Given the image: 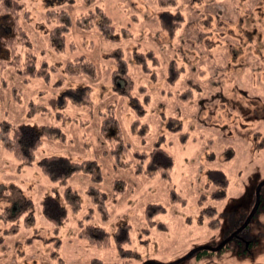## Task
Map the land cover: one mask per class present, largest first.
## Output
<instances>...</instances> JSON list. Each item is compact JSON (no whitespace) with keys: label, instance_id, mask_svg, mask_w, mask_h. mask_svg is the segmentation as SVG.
I'll list each match as a JSON object with an SVG mask.
<instances>
[{"label":"rangeland","instance_id":"374dc122","mask_svg":"<svg viewBox=\"0 0 264 264\" xmlns=\"http://www.w3.org/2000/svg\"><path fill=\"white\" fill-rule=\"evenodd\" d=\"M17 1L18 13L0 24L25 27L32 46L19 53L33 52L38 65L46 61L50 77L25 79L6 68L0 126L34 133L55 125L65 139L44 140L31 165L0 142V214L7 211L0 219V264L264 262V0ZM62 11L70 25L59 42L51 30L66 23ZM82 55L96 65V78L65 69ZM110 106L127 145L125 167L116 165L101 132ZM109 134L119 142L115 130ZM158 142L173 157L170 175L136 173L134 152ZM50 155L95 161L102 179L94 182L82 171L54 183L38 165ZM67 186L78 191L82 206L76 213L67 206V220L56 225L44 217L42 200L61 197ZM90 186L106 192L107 219L98 212L86 218L94 207ZM258 189L248 237L216 250L250 215ZM80 220L107 230L109 245L81 237ZM120 227L129 234L122 247L133 254L119 248ZM199 247L209 252L178 262Z\"/></svg>","mask_w":264,"mask_h":264},{"label":"trees","instance_id":"16d2710c","mask_svg":"<svg viewBox=\"0 0 264 264\" xmlns=\"http://www.w3.org/2000/svg\"><path fill=\"white\" fill-rule=\"evenodd\" d=\"M20 4L17 0H0V18L3 19L6 16L16 15L19 11ZM103 15L104 22L109 28L113 29L111 20L103 10L99 9ZM61 15L65 16V24L54 27L51 31V37L57 41L64 40L67 31H69L70 18L66 11H62ZM84 17V16H82ZM90 17V16H89ZM86 21L81 23L88 26ZM30 48L32 41L23 25L16 22L11 28L7 26L2 20L0 24V80H4L3 71L11 67L14 71L25 79L29 78H43L49 79L50 66L46 61L40 65L37 64V59L33 52L29 50L25 55L19 53L21 46ZM7 52V53H6ZM120 62L123 63V67L126 66V61L119 56ZM65 69L71 72L73 75H89L92 78H96V65L88 60L85 56L76 58L74 62H68ZM124 77L127 76V71H124ZM128 87H131L132 81L128 77ZM140 123L139 120L134 121V125ZM142 131L147 129L145 124H141ZM115 130L116 138L119 142L113 143L114 138L109 134L110 131ZM101 132L111 142V154L115 160L117 166L125 167L129 162L123 161L122 151L127 148V145L121 139V131L119 128V120L116 116L115 106L108 107L105 118L102 123ZM64 140L65 133L62 129L55 125H45L39 132L30 133L22 126H14L8 122H3L0 126V142L4 145L6 150L10 152L22 165H31L35 152L44 140ZM137 157V161L134 164V171L136 173H145L148 176H154L161 174L164 177H168L174 165L173 157L168 151L160 145V142L151 150H142L134 152ZM40 171L48 177L54 183L64 184L75 173L88 172L91 174L94 182H99L102 179L101 169L96 167L95 161L84 160L82 162H73L65 157L58 155H50L41 158L38 161ZM224 187L227 185V181L223 182ZM88 193L91 198V202L94 207H91L89 212L85 214L86 218L91 219L94 217L95 212L101 214L105 219L109 217L107 209V194L96 186H90ZM217 193L214 194L216 196ZM73 212H78L82 206L81 196L77 190L71 186L64 188L61 197L59 194H47L42 200V213L49 221L54 222L56 225H60L68 218V208ZM161 209L164 210L163 207ZM209 209H215L210 207ZM208 209V210H209ZM7 211H3L0 214V219L5 218ZM85 221L80 220L79 223V235L86 239L90 244L97 246H107L111 241L110 233L95 224L85 225ZM151 223H155L151 221ZM163 226L162 223H158ZM242 226V225H241ZM240 226V227H241ZM248 226L243 229L235 238L248 237ZM115 238L119 241V248L125 253H131L132 251L123 249L122 244L125 241H129V234L126 228L120 227L116 233ZM252 243V242H251ZM225 246L218 250H224ZM209 249V248H208ZM207 248L196 251L198 253L209 252ZM195 253V252H194ZM253 264H264V262H257Z\"/></svg>","mask_w":264,"mask_h":264},{"label":"water","instance_id":"95a60500","mask_svg":"<svg viewBox=\"0 0 264 264\" xmlns=\"http://www.w3.org/2000/svg\"><path fill=\"white\" fill-rule=\"evenodd\" d=\"M263 185V184H262ZM261 185V186H262ZM260 186V187H261ZM260 189V188H259ZM259 189L257 190V202H256V205L254 207V209L252 210L251 214L248 216L247 220L244 222V224L236 231L234 232L230 237H228L222 244H220L217 248H215L216 250L222 248L226 243H228L235 235H237L240 231H242L246 226H248L251 218L253 217V215L255 214L257 208H258V205H259ZM206 247H199L197 248L196 250L190 252L186 257H184L183 259L179 260L178 262L184 260L185 258L189 257L190 255H192L194 252L196 251H199V250H202ZM208 249V248H207ZM177 263V262H176Z\"/></svg>","mask_w":264,"mask_h":264},{"label":"flooded vegetation","instance_id":"af4514ba","mask_svg":"<svg viewBox=\"0 0 264 264\" xmlns=\"http://www.w3.org/2000/svg\"><path fill=\"white\" fill-rule=\"evenodd\" d=\"M211 177H212V176H211ZM250 214H251V213H250ZM247 218H248V217H247ZM246 220H247V219H246ZM246 220H245V221H246ZM243 224H244V223H243ZM243 224H242V225H243ZM246 227H247V226H246ZM246 227H245V228H246ZM245 228H244V229H245ZM240 232H241V231H240ZM240 232H239V233H240ZM239 233H238V234H239ZM238 234H237V235H238ZM237 235H235V236H237ZM235 236H234V237H235ZM229 237H230V236H229ZM234 237H233V238H234ZM233 238H232V239H233ZM232 239H231V240H232ZM231 240H230V241H231ZM224 241H225V240H224ZM228 243H229V242H228ZM228 243H226V244H228ZM226 244H225V245H226ZM225 245H224V246H225Z\"/></svg>","mask_w":264,"mask_h":264}]
</instances>
